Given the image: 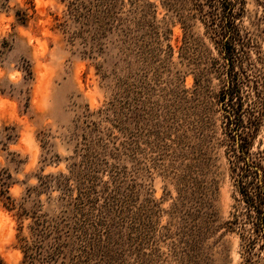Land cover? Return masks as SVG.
<instances>
[{
  "label": "rangeland",
  "instance_id": "374dc122",
  "mask_svg": "<svg viewBox=\"0 0 264 264\" xmlns=\"http://www.w3.org/2000/svg\"><path fill=\"white\" fill-rule=\"evenodd\" d=\"M3 182L6 264H264V0H0Z\"/></svg>",
  "mask_w": 264,
  "mask_h": 264
},
{
  "label": "trees",
  "instance_id": "16d2710c",
  "mask_svg": "<svg viewBox=\"0 0 264 264\" xmlns=\"http://www.w3.org/2000/svg\"><path fill=\"white\" fill-rule=\"evenodd\" d=\"M5 188H8V185L6 182H3L2 184H0V196L1 198H4L5 200H10L11 198L9 196H5V193H7V192H4ZM8 195H9V192H8ZM11 207H12L11 209H14L13 208L14 205L11 204ZM35 262H36L35 258L29 257L28 254L26 255L25 253V261H23L22 264H34ZM0 264H6L1 256H0Z\"/></svg>",
  "mask_w": 264,
  "mask_h": 264
}]
</instances>
